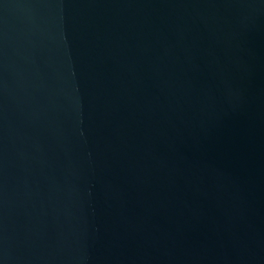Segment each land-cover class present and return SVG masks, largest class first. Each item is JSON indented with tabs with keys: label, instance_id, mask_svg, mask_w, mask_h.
I'll return each mask as SVG.
<instances>
[{
	"label": "water",
	"instance_id": "water-1",
	"mask_svg": "<svg viewBox=\"0 0 264 264\" xmlns=\"http://www.w3.org/2000/svg\"><path fill=\"white\" fill-rule=\"evenodd\" d=\"M0 264H264V0H0Z\"/></svg>",
	"mask_w": 264,
	"mask_h": 264
}]
</instances>
